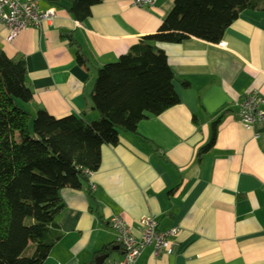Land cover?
<instances>
[{"label": "crops", "instance_id": "obj_1", "mask_svg": "<svg viewBox=\"0 0 264 264\" xmlns=\"http://www.w3.org/2000/svg\"><path fill=\"white\" fill-rule=\"evenodd\" d=\"M34 1L40 12L56 11L52 23L12 45L0 24V55L27 64L34 95L19 105L32 119L43 110L92 123L100 119L91 100L98 71L155 34L176 0H155L151 10L102 0L84 22L70 14L79 0ZM157 47L175 75L179 104L141 122L136 134L121 133L80 191L61 192L63 238L44 264H95L115 246L113 218L137 239L144 218L160 233L179 231L173 256L157 258L147 247L137 264H264V124L248 131L239 123L243 99L264 97V12L243 13L218 45L192 39ZM214 133V147L201 155ZM122 258L112 251L105 264Z\"/></svg>", "mask_w": 264, "mask_h": 264}, {"label": "trees", "instance_id": "obj_2", "mask_svg": "<svg viewBox=\"0 0 264 264\" xmlns=\"http://www.w3.org/2000/svg\"><path fill=\"white\" fill-rule=\"evenodd\" d=\"M101 3L79 0L70 14L84 22ZM263 12L264 0H176L155 34L98 71L91 100L100 119L92 123L74 116L56 119L43 110L32 119L19 105L30 104L34 95L27 85V64L1 54L0 264H44L63 238L61 192L80 191L87 174L99 171L103 147L118 146L121 133L136 134L141 122L179 104L175 75L157 45L192 39L218 45L243 13ZM76 58L84 67V56L78 52ZM214 142L215 133L200 154ZM113 248L122 251L115 243L103 254Z\"/></svg>", "mask_w": 264, "mask_h": 264}, {"label": "built area", "instance_id": "obj_3", "mask_svg": "<svg viewBox=\"0 0 264 264\" xmlns=\"http://www.w3.org/2000/svg\"><path fill=\"white\" fill-rule=\"evenodd\" d=\"M137 8L153 9L155 0H135ZM56 11L40 12L34 0H0V24L8 31V44L29 30H41L44 23H52ZM239 123L242 128L252 131L256 126L264 124V97L252 93L243 99L239 112ZM92 174H87L88 179ZM91 191L95 186L91 185ZM115 234L116 244L121 247L123 258L109 264H137L143 251L152 247L155 257L173 256L176 246L173 243L179 235L178 230L167 233L158 231V224L152 218H144L140 222L142 237L137 239L132 229L120 218H113L109 224Z\"/></svg>", "mask_w": 264, "mask_h": 264}, {"label": "water", "instance_id": "obj_4", "mask_svg": "<svg viewBox=\"0 0 264 264\" xmlns=\"http://www.w3.org/2000/svg\"><path fill=\"white\" fill-rule=\"evenodd\" d=\"M120 250L119 248L114 249L113 251H118ZM110 259V255H105L100 258H98L95 262V264H105L107 260Z\"/></svg>", "mask_w": 264, "mask_h": 264}, {"label": "rangeland", "instance_id": "obj_5", "mask_svg": "<svg viewBox=\"0 0 264 264\" xmlns=\"http://www.w3.org/2000/svg\"><path fill=\"white\" fill-rule=\"evenodd\" d=\"M34 117H35V116H34ZM98 119H99V117H98L96 120H98ZM96 120H95V121H96ZM95 121H94V122H95ZM90 123H91V122H90ZM31 125H32V124H31Z\"/></svg>", "mask_w": 264, "mask_h": 264}]
</instances>
